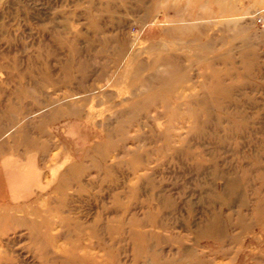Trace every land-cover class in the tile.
<instances>
[{
  "label": "rangeland",
  "instance_id": "374dc122",
  "mask_svg": "<svg viewBox=\"0 0 264 264\" xmlns=\"http://www.w3.org/2000/svg\"><path fill=\"white\" fill-rule=\"evenodd\" d=\"M0 264H264V0H0Z\"/></svg>",
  "mask_w": 264,
  "mask_h": 264
}]
</instances>
